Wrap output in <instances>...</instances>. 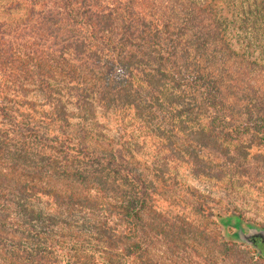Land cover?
Returning <instances> with one entry per match:
<instances>
[{
	"label": "trees",
	"instance_id": "16d2710c",
	"mask_svg": "<svg viewBox=\"0 0 264 264\" xmlns=\"http://www.w3.org/2000/svg\"><path fill=\"white\" fill-rule=\"evenodd\" d=\"M258 145L264 0H0V264L180 239Z\"/></svg>",
	"mask_w": 264,
	"mask_h": 264
},
{
	"label": "rangeland",
	"instance_id": "374dc122",
	"mask_svg": "<svg viewBox=\"0 0 264 264\" xmlns=\"http://www.w3.org/2000/svg\"><path fill=\"white\" fill-rule=\"evenodd\" d=\"M223 202L219 206L222 217L217 218L213 217L209 210L211 205H205L204 209L190 205L182 211L183 206L177 202L173 207L169 202L160 201L159 205L165 211H174L176 214L179 211L183 213V219L193 222L191 232L181 234L180 239L172 236L170 240L169 236H163L160 240L146 241L144 244H140L139 238L136 237L135 241L139 245L134 247L130 254L124 250L116 251L119 258L112 264H232L238 250L230 245V239L227 238V230L231 227L227 229L221 220L236 216L242 218L244 225H258V220L264 221V147L258 145V184L245 183L238 186L236 192L225 195ZM235 207L238 208L237 212L234 211ZM88 254L94 258L77 264L108 262L102 257L104 254L102 255L101 250L92 248Z\"/></svg>",
	"mask_w": 264,
	"mask_h": 264
},
{
	"label": "flooded vegetation",
	"instance_id": "af4514ba",
	"mask_svg": "<svg viewBox=\"0 0 264 264\" xmlns=\"http://www.w3.org/2000/svg\"><path fill=\"white\" fill-rule=\"evenodd\" d=\"M236 231L235 228L227 230L230 245L238 250L232 259V264H264V221L258 220V236L250 237L249 240L252 243L249 245L239 243L231 237V234ZM244 232H247V229Z\"/></svg>",
	"mask_w": 264,
	"mask_h": 264
},
{
	"label": "water",
	"instance_id": "95a60500",
	"mask_svg": "<svg viewBox=\"0 0 264 264\" xmlns=\"http://www.w3.org/2000/svg\"><path fill=\"white\" fill-rule=\"evenodd\" d=\"M221 223L227 229L230 227L237 229V231L232 234V237L236 239L238 242L246 243L247 245H249L252 243V241H250L249 238L258 236V225L252 223L244 225V222L240 217H236V216L227 217L225 219H222ZM244 228L247 229V232H244L245 230Z\"/></svg>",
	"mask_w": 264,
	"mask_h": 264
}]
</instances>
